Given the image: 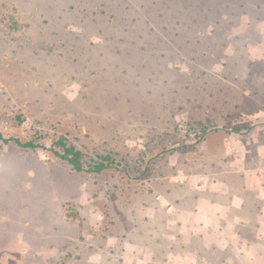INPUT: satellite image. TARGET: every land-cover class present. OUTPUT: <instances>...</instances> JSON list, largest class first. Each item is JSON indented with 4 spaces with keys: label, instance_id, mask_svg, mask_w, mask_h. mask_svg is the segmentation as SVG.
<instances>
[{
    "label": "rangeland",
    "instance_id": "374dc122",
    "mask_svg": "<svg viewBox=\"0 0 264 264\" xmlns=\"http://www.w3.org/2000/svg\"><path fill=\"white\" fill-rule=\"evenodd\" d=\"M0 264H264V0H0Z\"/></svg>",
    "mask_w": 264,
    "mask_h": 264
},
{
    "label": "trees",
    "instance_id": "16d2710c",
    "mask_svg": "<svg viewBox=\"0 0 264 264\" xmlns=\"http://www.w3.org/2000/svg\"><path fill=\"white\" fill-rule=\"evenodd\" d=\"M22 147H36L37 144H34L32 141L21 142L20 140H16ZM44 147L43 144L40 145ZM52 153L58 157L59 159L65 161L71 168L75 171H87L92 173H101L106 168L114 167V158L110 155H101V160L95 161L90 164H86L85 160H83L82 152L75 147L73 144H69L66 142L64 137H59L54 141V145L52 148Z\"/></svg>",
    "mask_w": 264,
    "mask_h": 264
},
{
    "label": "flooded vegetation",
    "instance_id": "af4514ba",
    "mask_svg": "<svg viewBox=\"0 0 264 264\" xmlns=\"http://www.w3.org/2000/svg\"><path fill=\"white\" fill-rule=\"evenodd\" d=\"M22 142V141H21ZM26 142V141H25Z\"/></svg>",
    "mask_w": 264,
    "mask_h": 264
}]
</instances>
